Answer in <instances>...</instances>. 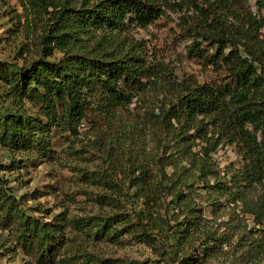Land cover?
<instances>
[{"label": "trees", "instance_id": "16d2710c", "mask_svg": "<svg viewBox=\"0 0 264 264\" xmlns=\"http://www.w3.org/2000/svg\"><path fill=\"white\" fill-rule=\"evenodd\" d=\"M29 3L34 18L43 25L41 50L29 63L10 70L16 98L29 97L37 104V114L0 110V144L46 152L47 130L75 134L81 123L91 120L96 121V131L122 120L135 134L144 127L162 132L163 146L170 142L174 146V151L165 150V166L173 172L180 167V158L198 157L200 174H212L216 180L210 187L228 193L232 202L241 200L264 241V192L251 198L243 192L253 183H264V0H256L258 13L246 0ZM162 5L183 12L176 25L191 40L189 53L202 69L215 74L213 79L176 75L162 60L148 56L142 41L128 38L127 31L133 27L162 17ZM154 78H159L158 92L164 97L144 109L136 107L134 117L124 121L119 110L135 102L155 83ZM196 139L202 143L199 150L192 149ZM221 143L233 145L239 154L231 183H220L218 172L206 160ZM127 167L133 174L131 185L143 190L146 162L134 157ZM4 168L8 167L0 165ZM6 181L0 176V227L14 229L18 242L38 260L52 261L63 240L61 222L54 216L43 221L28 214ZM140 195L142 203L148 201L145 192ZM94 219L81 216L76 221L84 225ZM26 230L29 238L23 237Z\"/></svg>", "mask_w": 264, "mask_h": 264}, {"label": "rangeland", "instance_id": "374dc122", "mask_svg": "<svg viewBox=\"0 0 264 264\" xmlns=\"http://www.w3.org/2000/svg\"><path fill=\"white\" fill-rule=\"evenodd\" d=\"M246 2L258 13L256 0ZM161 9L162 17L133 27L127 31L128 38L142 41L147 55L162 60L176 75L213 79L215 74L202 69L189 53L191 40L176 25L183 12L164 5ZM42 26L29 0H0L3 112L37 114V104L29 97L16 98L10 69L38 56ZM5 63L12 67H1ZM155 83L126 110H119L124 121L134 117L136 107L144 109L164 97ZM93 123H81L75 134L47 130L46 152L0 144V165L8 167L0 169V176L7 179L9 190L28 214L43 221H52L54 216L61 222L63 239L53 260L43 262L18 242L14 229L0 227V264H87L95 260L103 264H264V241L258 238L260 230L251 214L241 200L232 202L228 193L210 187L216 180L212 174H200L198 157L192 161L180 158V167L171 172L174 168L165 166L164 153L174 151V146L173 142L163 146L164 133L144 127L135 134L122 120L96 131ZM194 143L192 149L199 150L201 140ZM134 157L146 162L143 190L131 185L133 174L127 166ZM206 160L218 172L220 183H231V174L239 166L233 145L219 144ZM171 180L174 183L168 188ZM144 192L148 201L142 203L144 196L139 194ZM243 192L251 198L264 192V183H253ZM81 216L95 219L81 225L76 221ZM27 232L23 237H30Z\"/></svg>", "mask_w": 264, "mask_h": 264}]
</instances>
